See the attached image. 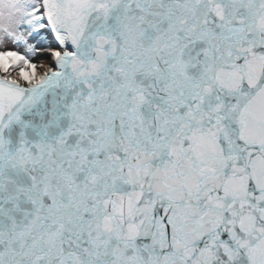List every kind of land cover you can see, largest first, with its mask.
<instances>
[{"label": "snow or ice", "instance_id": "obj_1", "mask_svg": "<svg viewBox=\"0 0 264 264\" xmlns=\"http://www.w3.org/2000/svg\"><path fill=\"white\" fill-rule=\"evenodd\" d=\"M0 264H264V0H0Z\"/></svg>", "mask_w": 264, "mask_h": 264}]
</instances>
